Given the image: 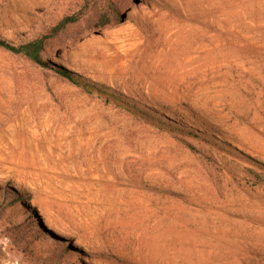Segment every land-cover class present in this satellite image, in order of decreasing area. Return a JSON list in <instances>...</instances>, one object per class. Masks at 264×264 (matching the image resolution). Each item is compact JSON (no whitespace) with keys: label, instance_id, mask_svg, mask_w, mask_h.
Wrapping results in <instances>:
<instances>
[{"label":"rangeland","instance_id":"1","mask_svg":"<svg viewBox=\"0 0 264 264\" xmlns=\"http://www.w3.org/2000/svg\"><path fill=\"white\" fill-rule=\"evenodd\" d=\"M117 1L43 59L200 134L0 49V264H264V0ZM81 4L0 0V37Z\"/></svg>","mask_w":264,"mask_h":264},{"label":"trees","instance_id":"2","mask_svg":"<svg viewBox=\"0 0 264 264\" xmlns=\"http://www.w3.org/2000/svg\"><path fill=\"white\" fill-rule=\"evenodd\" d=\"M117 3V0H82V4L77 10L66 13L57 20L51 19L50 23L43 20V23H40L39 29L29 38L10 41L0 37V49L13 55L23 57L31 64L46 68L50 66L52 71L60 79L71 83L89 95H95L107 103L114 104L116 107L140 120L151 121L157 126L171 128L182 133L187 132L196 137L199 136L200 133L198 130L178 124L170 117L158 115L153 108L147 107L138 100H135L109 86L89 80L71 69L53 64L49 60L43 59V56L50 49L53 42L58 39L69 26H72L83 19L93 8H96L98 4H101V7L99 8L100 12L97 19V26L103 27L110 24L117 15V13L113 11V9L117 7ZM109 13L111 14L109 15ZM47 15L48 14H44L42 19H47ZM209 139L218 140L214 135H211ZM25 199H30V197H22V199L15 197V200L20 203H23ZM29 215L32 220V225L37 231L44 233L49 232L43 225V219H39L34 213H30ZM71 248L72 247H69L68 245L63 246V249H68L69 251ZM79 254L83 255L82 252Z\"/></svg>","mask_w":264,"mask_h":264}]
</instances>
